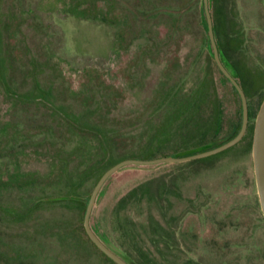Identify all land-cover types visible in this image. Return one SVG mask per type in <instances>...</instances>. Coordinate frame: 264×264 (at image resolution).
<instances>
[{"label": "rangeland", "instance_id": "374dc122", "mask_svg": "<svg viewBox=\"0 0 264 264\" xmlns=\"http://www.w3.org/2000/svg\"><path fill=\"white\" fill-rule=\"evenodd\" d=\"M208 4L246 96V132L215 155L131 165L105 181L89 227L134 264H264L251 162L264 0ZM203 14L201 0H0V264H115L82 224L101 174L236 134L241 101Z\"/></svg>", "mask_w": 264, "mask_h": 264}, {"label": "water", "instance_id": "95a60500", "mask_svg": "<svg viewBox=\"0 0 264 264\" xmlns=\"http://www.w3.org/2000/svg\"><path fill=\"white\" fill-rule=\"evenodd\" d=\"M202 1V7L204 11V18L206 22L207 27V38L209 41V44L211 46V53L212 58L214 62L217 65V69L219 72L229 81L231 86L235 89L237 92L239 98H240V107H241V120H240V128L237 134L231 138L229 141H225L224 143L218 145L217 147L213 149H208L205 151H202L197 154H190L188 156L180 157V158H174V157H161L156 158L152 160L147 161H141L139 159H128V160H121L112 167H110L108 170L103 172L101 176L99 177L95 187H93L91 194L88 198L87 204L85 206L84 211V220L82 222L83 228L85 231L86 236L88 237V240L100 251L104 256H106L107 259L112 261L115 264H133L130 262H126L123 260L119 254L115 253L114 251L110 250L108 247H106L101 239L91 230L89 227V217L91 213V209L93 207V204H95L97 194L100 190V188L104 185L105 181L114 173H116L119 170H122L128 166L131 165H139V166H150V165H161V164H170V163H182L188 160H195L200 159L206 156L215 155L217 153H220L226 149L231 148L234 146L244 135L246 132L247 127V121H248V111H247V100L244 92L240 88L238 82L229 74V72L225 69V66L220 60L219 54H218V47L216 45L214 35H213V25L212 20L210 17V10H209V4L208 0H201ZM251 162H252V168H253V178L254 183L256 186V194L260 206V212L264 220V99L259 104L256 118L253 124V134L251 138Z\"/></svg>", "mask_w": 264, "mask_h": 264}, {"label": "trees", "instance_id": "16d2710c", "mask_svg": "<svg viewBox=\"0 0 264 264\" xmlns=\"http://www.w3.org/2000/svg\"><path fill=\"white\" fill-rule=\"evenodd\" d=\"M213 32H214V29H213ZM213 35H214V33H213ZM214 39H215V37H214ZM215 42H216V40H215ZM217 45V44H216ZM220 55L225 59V61H226V64H224L226 67H227V65H228V61H227V58L225 57V55H224V53H222L221 51H220ZM228 71H229V73L231 74V76L233 77V78H236V73H235V70L231 67V68H226ZM220 73V72H219ZM220 75L225 79V80H227L221 73H220ZM218 117H217V120L215 121V130H214V134H216V132L220 129V127H221V122H220V117H221V113L220 112H218V115H217ZM238 132V131H237ZM237 132H236V134H237ZM235 134V135H236ZM234 135V136H235ZM233 136V137H234ZM233 137H231V138H233ZM231 138H226V139H224L223 141H221V142H217V143H205V145L201 148V152L202 151H205V150H210V149H213V148H215V147H217L218 145H220V144H222V143H224L225 141H228V140H230ZM115 253H117V252H115ZM119 254V253H118ZM123 260H125L126 262H130V263H133L130 259H129V257H127L126 255H119ZM134 264V263H133Z\"/></svg>", "mask_w": 264, "mask_h": 264}, {"label": "flooded vegetation", "instance_id": "af4514ba", "mask_svg": "<svg viewBox=\"0 0 264 264\" xmlns=\"http://www.w3.org/2000/svg\"><path fill=\"white\" fill-rule=\"evenodd\" d=\"M79 15H76V17H78ZM81 18V17H80ZM94 22H95V20H93ZM213 25V24H212ZM7 51V53H8V56H12V54H13V50H6ZM218 54H219V57H220V60H221V62L223 63V65L224 64H226V61H225V59L220 55V52L218 51ZM225 66V65H224ZM0 68H1V66H0ZM226 68H231V66H230V64H229V62H228V65H227V67L225 66V69ZM227 70V69H226ZM228 71V70H227ZM229 72V71H228ZM230 74V73H229ZM231 75V74H230ZM235 80H236V78H234ZM202 96V95H201ZM175 100V99H174ZM174 100H172V101H174ZM202 100V99H201ZM200 100V102L199 103H201L202 101ZM179 103V105H181V104H184L183 102H178ZM183 105H181L180 107H182ZM189 106H191V103H190V105ZM179 107V108H180ZM183 108H184V106H183ZM185 108H186V106H185ZM187 108H189L188 106H187ZM218 112H219V109H218V105H217V103L215 102V104H214V111H213V113H214V124H215V121L217 120V115H218ZM213 127H214V130H215V125H213ZM240 128V127H239ZM239 131V130H238ZM229 141V140H228ZM69 152H71V153H73L74 152V150H72V151H69ZM67 153V155L70 157V153ZM75 152H77L76 150H75ZM88 151H87V149H86V147H85V150H81L80 151V153H84V154H86ZM58 167H59V164H58ZM60 168V167H59ZM59 168H56L57 169V172H59L58 170H59ZM57 176V175H56ZM68 197L67 196H63L62 197V199H67ZM71 197H69V199H70Z\"/></svg>", "mask_w": 264, "mask_h": 264}]
</instances>
